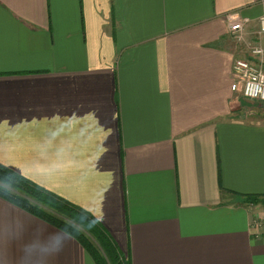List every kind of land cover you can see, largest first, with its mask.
<instances>
[{
	"label": "crops",
	"instance_id": "1",
	"mask_svg": "<svg viewBox=\"0 0 264 264\" xmlns=\"http://www.w3.org/2000/svg\"><path fill=\"white\" fill-rule=\"evenodd\" d=\"M264 0H0V164L98 220L130 264H264ZM228 15L245 21L229 33ZM0 264H95L0 197Z\"/></svg>",
	"mask_w": 264,
	"mask_h": 264
},
{
	"label": "trees",
	"instance_id": "2",
	"mask_svg": "<svg viewBox=\"0 0 264 264\" xmlns=\"http://www.w3.org/2000/svg\"><path fill=\"white\" fill-rule=\"evenodd\" d=\"M0 197L75 238L95 264H130L98 220L2 164Z\"/></svg>",
	"mask_w": 264,
	"mask_h": 264
},
{
	"label": "built area",
	"instance_id": "3",
	"mask_svg": "<svg viewBox=\"0 0 264 264\" xmlns=\"http://www.w3.org/2000/svg\"><path fill=\"white\" fill-rule=\"evenodd\" d=\"M229 33L239 36L243 32L245 21L236 15L227 16ZM259 31L264 34V12L258 18ZM252 54L261 56L264 50L261 47L252 49ZM233 84L232 90L244 98L264 102V71L251 61L236 59L232 64ZM264 223V222H263Z\"/></svg>",
	"mask_w": 264,
	"mask_h": 264
},
{
	"label": "rangeland",
	"instance_id": "4",
	"mask_svg": "<svg viewBox=\"0 0 264 264\" xmlns=\"http://www.w3.org/2000/svg\"><path fill=\"white\" fill-rule=\"evenodd\" d=\"M234 101L235 108L237 110L235 114H237V117L243 119H250L252 117H264V102L248 100L240 94L235 95ZM249 203L253 205H264V198H255Z\"/></svg>",
	"mask_w": 264,
	"mask_h": 264
}]
</instances>
